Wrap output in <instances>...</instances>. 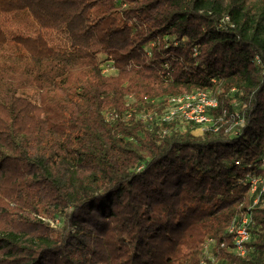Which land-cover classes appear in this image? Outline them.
I'll return each instance as SVG.
<instances>
[{
	"label": "trees",
	"instance_id": "1",
	"mask_svg": "<svg viewBox=\"0 0 264 264\" xmlns=\"http://www.w3.org/2000/svg\"><path fill=\"white\" fill-rule=\"evenodd\" d=\"M197 90L222 127L150 123ZM263 160L264 0H0V264H264Z\"/></svg>",
	"mask_w": 264,
	"mask_h": 264
},
{
	"label": "rangeland",
	"instance_id": "2",
	"mask_svg": "<svg viewBox=\"0 0 264 264\" xmlns=\"http://www.w3.org/2000/svg\"><path fill=\"white\" fill-rule=\"evenodd\" d=\"M6 9H7V7H4V10H6ZM8 15L10 16V20L12 22L18 24L17 25L18 27H20V26L24 27L25 32L28 33L29 31L33 30V29H31L32 27H31L30 18L28 19V17H27L26 19H23L19 14L17 15L16 13L15 14H8ZM64 41H67V40L64 39ZM103 67H104L106 73L115 72V69L112 67V62L103 63ZM212 95L214 97H217V99H218V94L215 93L214 91H212ZM154 102L159 105V108L154 114H152L150 116L149 119L151 120L150 123L155 124L157 126V128L159 126H164V128H168L169 130L181 129L184 132H190V134H192V135L202 136L205 133V131L211 127H216V126L222 127L223 126V124H221V120H220L221 117H218V116L216 117V114H214V110L216 107L208 110V116L211 118V121L210 122L208 121L206 123H202V122H198V121L188 120L186 118V114L183 111L174 112L172 109H168V108L166 109L167 97H164L161 99H156ZM218 104H219V102H218ZM233 104H234L236 113L239 112L241 110V105H240V102L238 101V99H235ZM217 107H218V105H217ZM143 111H144V113H143L144 118H146L145 120H148V117H146L147 112L145 110H143ZM187 114L188 115H194V113H191L189 110H187ZM173 115H177V116L171 118ZM232 129H235V127L233 126ZM216 130L219 131V128ZM255 197L256 196H254V198ZM256 204L264 205L263 196L261 197V199ZM250 239L251 240L254 239V234L251 231H250ZM228 250H230L233 253L235 252V253L241 254V251H240L241 249L239 250L236 247H229ZM216 251H218V253ZM245 253H246V251L244 252V254ZM204 254L206 256V259H205V261H203L202 264H208L207 260H210L214 264H224V262H225V260H223L222 258H219L220 255L225 256V254H223L222 251L218 249L215 242H207L206 243V246L204 247Z\"/></svg>",
	"mask_w": 264,
	"mask_h": 264
},
{
	"label": "built area",
	"instance_id": "3",
	"mask_svg": "<svg viewBox=\"0 0 264 264\" xmlns=\"http://www.w3.org/2000/svg\"><path fill=\"white\" fill-rule=\"evenodd\" d=\"M166 97V109H172L174 112L183 111L186 114V118L188 120L202 123L211 121V118L208 116V110L217 107L218 105V99L212 95L211 90H197L183 95L171 94ZM187 110H189L191 113H194V115H188ZM176 116L177 115H173L171 118ZM261 167L263 169V174H253L248 178L250 184V193L254 194L256 197L258 196L257 198L255 197L253 204L258 203L262 197V194L264 193V160ZM250 222L251 217L249 215L244 216L241 221H234L229 228V231L234 234L233 241L235 247L239 250L241 249V253L246 251L245 242L250 239ZM208 242H214V240L211 239ZM202 263L203 261L201 264Z\"/></svg>",
	"mask_w": 264,
	"mask_h": 264
}]
</instances>
